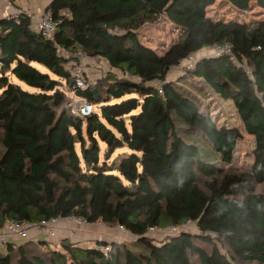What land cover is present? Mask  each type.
Masks as SVG:
<instances>
[{
	"label": "trees",
	"instance_id": "trees-1",
	"mask_svg": "<svg viewBox=\"0 0 264 264\" xmlns=\"http://www.w3.org/2000/svg\"><path fill=\"white\" fill-rule=\"evenodd\" d=\"M177 1L50 0L54 39L27 12L0 17V230L74 216L134 237L92 247L64 238L54 250L24 238L0 247V264H264V20L198 12L169 49L144 44L140 30ZM228 1L264 10V0ZM226 43L230 52L209 53ZM57 45L106 63L94 88L71 84ZM72 91L95 112L78 115ZM211 93L232 102L241 126L213 114ZM243 131L254 136L249 166L236 163ZM189 221L197 231L149 233Z\"/></svg>",
	"mask_w": 264,
	"mask_h": 264
},
{
	"label": "rangeland",
	"instance_id": "rangeland-1",
	"mask_svg": "<svg viewBox=\"0 0 264 264\" xmlns=\"http://www.w3.org/2000/svg\"><path fill=\"white\" fill-rule=\"evenodd\" d=\"M201 2L202 0H178L175 5L170 7L168 12L164 15V17L158 24L145 26L140 30L141 39L144 44L162 52L169 49L172 43L179 40V38L183 35V31L194 24V14L198 12L203 13L206 17L224 21L255 23L264 20V10L259 7L254 1L252 2L250 9L245 12L239 11L238 9L233 7V5L228 0H212L204 8H201ZM185 10L190 13L187 14ZM198 57H201V55H198ZM188 63V60H186L180 67L174 68L170 72V79H175L178 76L182 75L185 69L189 68ZM87 68L88 67L86 66V69ZM42 69L44 70V68ZM100 69L102 70V73L105 70V68L102 67H100ZM14 80L29 91H38L36 87L29 86L21 80H18L16 78H14ZM194 81L201 83L197 80ZM204 100L206 102V105L209 104V107L213 114L217 117H220L222 121L241 126V121L239 119L237 110L235 109L231 101L222 100L215 96L213 93L207 95V99ZM199 143L203 148L210 152V148L207 146L205 141L199 139ZM253 148L254 136L243 131V137L237 145V166H249L251 164ZM259 190L264 192V185H261L259 187ZM91 225H93L94 229L91 228L88 231L91 232V234H98L95 236H99V238H105V236L111 237L113 233L112 229H115V227L109 228L98 222L90 224V227H92ZM192 227V230H194L196 228V225H193ZM117 235L119 236V239H117V241L134 240V237L126 233V231H123L120 234H116V236ZM45 237V234H40L41 241L45 240ZM61 240V238L52 240L48 239V245L45 247V249L54 250L59 248V243ZM156 240H160V237ZM24 241V238L18 240L19 243H22ZM76 243L78 242L76 241Z\"/></svg>",
	"mask_w": 264,
	"mask_h": 264
},
{
	"label": "built area",
	"instance_id": "built-area-1",
	"mask_svg": "<svg viewBox=\"0 0 264 264\" xmlns=\"http://www.w3.org/2000/svg\"><path fill=\"white\" fill-rule=\"evenodd\" d=\"M5 2L10 6V0H5ZM21 11L12 10L8 14H6L7 18H19ZM34 17V25L35 28L41 32L45 37L54 39L56 24L53 20V16L51 11L45 10L40 16ZM59 52L64 56L65 59L69 61V67L71 69V79L74 80L75 88L79 89H88L94 88L96 85V80H91L88 78L86 71V58L88 57L82 51H70L62 49L59 45H57ZM231 45L226 44H215L210 53L219 55L222 53L230 52ZM188 67L191 68L195 62L196 57L190 56L188 59ZM160 92H163L162 89H159ZM70 97V105L73 106L74 111L82 116L87 117L91 115L97 109L96 106L89 102L86 98L78 96L75 91L68 93ZM62 221L67 223H73L74 225H86L91 224L86 219L78 218L74 216H69L67 218H57L51 220H43L39 223H31V222H10L8 223L2 230H0V247H5L9 242H14L13 239L20 238H29V232L33 229L37 230L39 233H43L46 235L47 239H57L58 238V229L61 226ZM101 223V222H98ZM194 222L189 221L184 226H172L170 228H160V227H150L149 233L153 236L163 237L166 234H174L180 232L181 230L188 231H197V227L193 229ZM192 227V228H191ZM119 229L122 231H126L123 226H119ZM105 251L109 250V247H105Z\"/></svg>",
	"mask_w": 264,
	"mask_h": 264
},
{
	"label": "crops",
	"instance_id": "crops-1",
	"mask_svg": "<svg viewBox=\"0 0 264 264\" xmlns=\"http://www.w3.org/2000/svg\"><path fill=\"white\" fill-rule=\"evenodd\" d=\"M10 2L11 5L9 6L5 2V0H0V17L6 16V14L11 12L12 10L27 12L32 16H40L46 10V7L50 0H10ZM207 53L208 51H203V53H201V56L202 54L204 55ZM102 64L106 65L105 62H101L99 64L97 59H91L88 57L86 58V66L88 67L86 71L89 79L96 80L97 82V79L100 78L102 74V70L100 69V67H102ZM169 76L170 74L168 75V78H170ZM91 226L92 227H90V224L74 225L73 223H67L65 221H62L61 226L58 229V238H67L72 242L77 241L78 244L82 246L92 247L96 246L99 239L107 242L117 241V239H119V236H116V234H120L123 232L119 229V227H116L115 229H112L113 233L111 237L105 236V238H99V236H95L98 234H91V232L88 231L89 229L93 228V225ZM40 234L41 233H39L37 230L33 229L29 232V239L40 240ZM45 240H48L47 237H45ZM13 241L18 242V239H13Z\"/></svg>",
	"mask_w": 264,
	"mask_h": 264
},
{
	"label": "water",
	"instance_id": "water-1",
	"mask_svg": "<svg viewBox=\"0 0 264 264\" xmlns=\"http://www.w3.org/2000/svg\"><path fill=\"white\" fill-rule=\"evenodd\" d=\"M5 59H7V58H5ZM74 83V80L73 79H71V84H73ZM43 241H47V240H43Z\"/></svg>",
	"mask_w": 264,
	"mask_h": 264
}]
</instances>
